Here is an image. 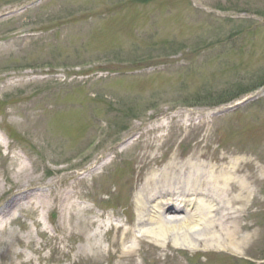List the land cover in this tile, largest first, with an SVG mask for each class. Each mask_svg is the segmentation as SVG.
I'll list each match as a JSON object with an SVG mask.
<instances>
[{
	"label": "rangeland",
	"instance_id": "374dc122",
	"mask_svg": "<svg viewBox=\"0 0 264 264\" xmlns=\"http://www.w3.org/2000/svg\"><path fill=\"white\" fill-rule=\"evenodd\" d=\"M167 109L213 124L160 153L180 155L206 136L228 155L222 145L243 138L244 152L228 156L250 162L264 202V0H0V208L21 201L0 216V264H264V243L243 258L148 244L124 259L120 245L117 257L77 254L96 228L61 214L57 198L77 192L73 202L94 216L126 222L133 170L153 151L136 141L154 139L147 129ZM177 122L162 121V133ZM22 164L28 184L15 176ZM93 168L99 179H85ZM32 193L51 208L21 199ZM251 213L264 223L263 205Z\"/></svg>",
	"mask_w": 264,
	"mask_h": 264
},
{
	"label": "bare ground",
	"instance_id": "6f19581e",
	"mask_svg": "<svg viewBox=\"0 0 264 264\" xmlns=\"http://www.w3.org/2000/svg\"><path fill=\"white\" fill-rule=\"evenodd\" d=\"M169 111L170 109L162 110L157 122L152 127H147L146 134L155 135L154 139L147 142L143 140L145 135H141L142 138L136 141L141 145L148 143L146 147H152L154 152L145 153L144 164L141 159L138 167L133 170L135 177L130 180V185L135 195L134 200L129 203L127 223L112 218L104 211L99 216H94L93 211L82 207L81 202H73V199L83 198L77 192H74L70 202L69 195L62 202L61 197L57 198V210L60 209L61 214L66 211L71 219L83 220L96 228L95 236L88 238L87 253H77L84 259L91 256L99 258L106 251L111 253L110 249L116 245H120V259L130 256L146 244L156 246L163 252H183L197 247L202 248L200 252L203 254L217 253L230 258H243L252 254L255 246L263 245L264 223L250 222L252 209L256 205L264 206V202L257 197L261 188L260 179L257 173H253L252 177L247 174L250 162L228 156L244 152L246 141L243 138L229 141L222 145V149L229 154H217V150L211 148L205 136L204 139L196 140L189 150L180 155L175 152L168 157V154L159 152L163 150L165 143L175 144V138L181 137L185 131L195 127L209 130L213 124L201 120L194 125L192 116L186 122H181L176 117L179 113L171 115ZM162 121L170 122V128L172 122L178 121L177 132L163 134L166 125ZM143 126L144 123L139 126L131 125V132L140 130ZM158 133L160 134L157 135ZM130 140L133 142V138ZM189 154V157L184 158V155ZM250 167L253 171L256 169L254 166ZM96 169L86 173L88 175L85 179H99ZM26 171L27 167L22 164L15 174L16 178L25 177V183L30 182L27 181L29 176L25 174ZM112 186L115 190L119 188L115 182ZM35 196L40 202L37 208H51L52 202L38 197L36 193L24 195L21 199L27 200ZM20 203L21 201L1 207L0 216L4 217L5 212L12 215L11 211ZM73 229V236L77 239L80 234L75 226ZM112 231L115 232V239L109 244V248L104 247V236L110 239L107 236ZM111 254L117 257L115 253Z\"/></svg>",
	"mask_w": 264,
	"mask_h": 264
}]
</instances>
